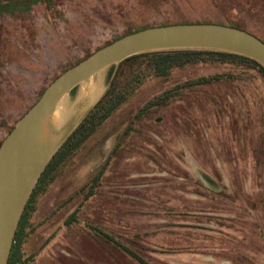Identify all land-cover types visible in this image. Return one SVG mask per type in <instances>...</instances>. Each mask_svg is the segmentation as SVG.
I'll list each match as a JSON object with an SVG mask.
<instances>
[{"label":"rangeland","instance_id":"374dc122","mask_svg":"<svg viewBox=\"0 0 264 264\" xmlns=\"http://www.w3.org/2000/svg\"><path fill=\"white\" fill-rule=\"evenodd\" d=\"M177 23L227 25L264 41V0H0V145L69 67L127 33ZM231 70L195 68L153 84L60 162L35 197L29 264H138L90 236L86 222L150 264H264V88L254 73L186 91L136 122L143 135L113 154L148 99ZM109 83L110 69L94 95ZM109 156L100 195L82 204ZM78 208L81 223L66 226Z\"/></svg>","mask_w":264,"mask_h":264},{"label":"water","instance_id":"95a60500","mask_svg":"<svg viewBox=\"0 0 264 264\" xmlns=\"http://www.w3.org/2000/svg\"><path fill=\"white\" fill-rule=\"evenodd\" d=\"M177 50L227 52L264 67V41L250 32L216 23H180L126 35L55 78L0 145V264L9 262L19 222L39 178L104 95H94L100 75L139 54ZM74 89L80 92L64 112Z\"/></svg>","mask_w":264,"mask_h":264},{"label":"trees","instance_id":"16d2710c","mask_svg":"<svg viewBox=\"0 0 264 264\" xmlns=\"http://www.w3.org/2000/svg\"><path fill=\"white\" fill-rule=\"evenodd\" d=\"M145 28L146 27L142 29ZM130 34L132 33H127L126 35ZM250 34L254 35L253 33ZM210 66H230L234 70L233 72L231 70L221 74H211L209 76L194 78L181 84L178 83L168 90L148 99L142 104L139 110L136 111L131 123L125 128L122 135L119 137L117 145H115L113 149L114 155L122 149V146L127 139L130 140L136 135H143L140 128L135 127L136 122H140L143 118L145 119L159 108L168 107L174 101L179 100L186 91L204 85L211 86L224 82H234L235 80L242 78L244 75H250L251 73H254L256 79L264 88V67L248 57L227 52L197 50L143 53L123 60L118 66H113L110 69V83L107 91L104 93L96 107L89 112L82 124L72 133L58 153L55 154L42 177L39 178L19 222L8 264H29L33 260L34 254H29L25 248H27V244L32 235V230H34L32 214L35 213V197L44 192L48 187V183L53 181V176L51 175L52 170L56 168L60 162L72 157V154L83 145H86L90 139L95 137L107 126L108 122L112 121L117 114L123 111L124 108L127 107L139 94L145 92L153 84L158 82H161L162 84L166 83L171 77L179 72L182 73L190 69H199ZM75 92H77V89H74L71 94L75 95ZM111 159L112 156L107 157L105 163L101 165L95 175L89 180L88 184L83 186L81 190V193L84 194L82 204L100 195L98 188L102 184L105 170ZM80 209L81 208H78L77 213L71 214L67 218L65 221L66 226L73 227L74 225L81 223L80 217L77 216L81 211ZM86 223V228L88 229L90 236L103 241L106 245L116 249V251L120 252L129 260L137 262L138 264H150L139 255L136 249L124 244L119 238H115L105 229L99 228L89 222Z\"/></svg>","mask_w":264,"mask_h":264}]
</instances>
